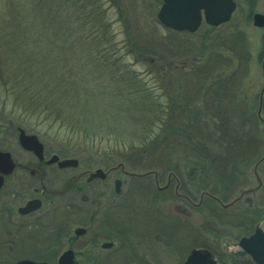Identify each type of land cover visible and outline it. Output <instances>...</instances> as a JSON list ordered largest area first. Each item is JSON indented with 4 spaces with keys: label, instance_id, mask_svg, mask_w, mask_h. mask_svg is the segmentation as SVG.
<instances>
[{
    "label": "rangeland",
    "instance_id": "obj_1",
    "mask_svg": "<svg viewBox=\"0 0 264 264\" xmlns=\"http://www.w3.org/2000/svg\"><path fill=\"white\" fill-rule=\"evenodd\" d=\"M91 1L94 4L90 6L88 5L90 1L87 0L79 2L76 0H28L24 6H19L17 0H0V71L2 74L0 76V148H7L12 152L17 151L15 127L21 126L27 132L35 133L46 148L55 150L62 156L76 157L86 163L94 161L104 165L123 163L125 171L131 174L121 176L123 184L120 198L125 202L123 213L133 220L131 226L134 230H132V238L135 249L140 259L146 264H180L191 248H197L200 245L212 251L220 261L231 263L230 260L234 257L233 261L237 260V264H247V257L238 255L241 248L237 241L241 236L252 232L254 226H259L264 231V160L258 166L262 183L254 193L245 194L229 209H220L215 202L207 198L203 199L201 208L193 209L174 197L175 194L173 195L171 191L155 193L152 177L136 178L134 175L154 171L162 175L159 178V185H164L166 175L171 171L179 177L181 191L190 198H194L195 201L201 191L211 189L215 191L216 194L213 193L215 196L220 197L224 202H229L237 195L239 189L257 185L252 172L253 163H246L239 167L236 172V181L231 182L230 187L228 185L224 187V184L211 177L208 187L201 189L184 179L187 178L185 170L188 169L175 166L176 163L182 164L185 161L186 152L159 149L155 153L157 155L164 153L161 157L155 156L151 160L137 159V163H124L121 157L117 156L118 152L113 151L112 157H108L109 160H107L99 154L100 150H95V147L83 149L72 141L63 139L59 123L52 126L53 130L49 129V134H46L45 124H38L37 120L29 121L30 117L26 119V122L22 121L13 113L11 108L14 103L12 99L7 100L6 91L9 86L8 81L14 77L9 73L21 74V64L32 52L30 47L39 46L37 48L40 50L38 58H43L44 55L49 58L53 54V57L61 60L60 64L64 65L62 70L67 76L76 72V64H80L79 58L84 61L90 59V50L92 44L94 45V40L103 38L102 41H109V37H111L110 42L114 43L118 56H123L125 64L130 65L132 70L144 76L148 86L153 90L157 89L159 95L164 91L168 93L171 91L170 95H177V91L193 95L204 84L202 76L197 77V74L194 75L188 69H166L164 74L167 75L160 80L157 77L159 73H156L155 69L151 70L145 62H135L140 59L138 56V58L133 56V59L131 57L130 59L129 54L125 55L126 52L122 49L124 30L129 29L133 33L135 44L138 43L139 46L155 44L153 46L156 50H151L149 55L156 59H159L158 54L162 52V47H158L160 42L172 47L169 59L173 65H179L184 58L195 59L198 64H202L206 59H216L214 66H217L218 71L224 70L222 74H232V87L239 89L240 96H244L246 104L256 105L257 108L263 84L264 27L255 26L252 17L257 12L264 14V0H256L253 5L248 0H237V7L228 23L217 27L202 25L195 32H179L163 26L156 17L161 0ZM102 12L106 14L107 20L97 21L96 18ZM78 24H81L82 29L77 27ZM104 26L108 27L109 34ZM76 28L81 30L75 32ZM69 44H72L74 48L70 54L67 52L66 56H63V48ZM79 46L81 48L77 53L76 48L78 49ZM126 49L129 50L127 47ZM203 52L205 53L202 57ZM167 80H170L175 89L171 88L168 91L163 86ZM3 81L7 82L6 86ZM180 86H182L181 90H179ZM205 99L215 105L218 102L212 89L206 91ZM159 100L165 99L161 97ZM263 102L264 91L261 107ZM222 103L226 104V99H223ZM263 113L264 111H261L262 116H264ZM29 122L33 123L36 129L31 127ZM253 132L260 140L256 145L260 157L264 153V125L260 123L259 127L253 128ZM181 169H184V175ZM154 199L157 201L156 213H162V215L159 216V223L155 225V235L150 240L151 226L147 225L150 224V204L154 202ZM207 207H212V209L209 210ZM213 211L216 214L215 225L209 223L210 219L213 220L211 217ZM245 215H249V220L243 217ZM183 217L188 220L185 224L187 227L175 225V222L181 224L180 220ZM203 223L204 228L198 227ZM247 224L252 225L247 228ZM198 233L200 237H197ZM20 249L16 254L8 256L4 264H12L28 254L21 247ZM4 259V254H0V261Z\"/></svg>",
    "mask_w": 264,
    "mask_h": 264
},
{
    "label": "trees",
    "instance_id": "obj_2",
    "mask_svg": "<svg viewBox=\"0 0 264 264\" xmlns=\"http://www.w3.org/2000/svg\"><path fill=\"white\" fill-rule=\"evenodd\" d=\"M27 1L17 0L19 6H24ZM87 1L90 6L94 4ZM102 19L107 20L104 12L96 18L97 21ZM104 27L108 33V27ZM76 29L78 32L82 27ZM132 34L129 29L124 30L122 49L125 55L129 54L132 59L138 56L140 59L135 62H145L151 70L155 69L160 80L167 75L164 74L166 69H188L197 77L202 76L204 84L193 95L186 94L183 89L178 92V87L177 95H170L169 90L175 87L167 80L163 86L170 93L164 91L159 95L157 89L148 86L144 76L125 64L123 56H118L114 43L110 42L111 37L109 41H102L103 38L94 40L90 59L79 58L76 72L67 76L61 60L53 54L49 58L46 55L38 58L39 46H33L20 65L21 74L9 73L14 77L8 81L6 98L14 103L13 113L24 122L30 117L29 121L45 124L46 134L59 123L63 139L83 149L95 147L107 160L113 151L118 152L117 156L124 163L161 157L164 153H155L159 149L186 152L185 161L175 165L188 169L185 170L186 182L203 189L214 177L224 187H230V183L236 181L239 167L259 158L256 145L260 140L253 132V128L261 123L256 115V105L245 103L239 89L232 87V74H222L224 70L218 71L214 66L216 59H206L198 64L195 59L184 58L179 65H173L169 59L172 47L160 42L158 47H162V52L156 59L149 55L151 50H156L155 44L139 46ZM73 48L72 44L64 46L63 56L67 52L70 54ZM80 48H76L77 53ZM3 83L6 86L7 82ZM208 89H212L218 101L216 105L205 99ZM223 99H226L224 105ZM261 111H264V102ZM29 123L36 129L33 123ZM184 169L180 170L182 174ZM209 192L216 194L211 189ZM248 216L243 217L249 220ZM250 225L247 224V228Z\"/></svg>",
    "mask_w": 264,
    "mask_h": 264
},
{
    "label": "flooded vegetation",
    "instance_id": "obj_3",
    "mask_svg": "<svg viewBox=\"0 0 264 264\" xmlns=\"http://www.w3.org/2000/svg\"><path fill=\"white\" fill-rule=\"evenodd\" d=\"M233 1L236 8L237 0ZM248 1L251 5L256 2ZM162 3L163 0L159 7ZM201 13L199 28L202 25L213 27L206 23L203 10ZM42 144L43 149L39 154L22 148L18 141L16 152L0 148L8 151L15 163L8 174H0V254L3 253L5 257L0 264H4L8 256L21 250L20 247L28 254L12 264L21 259L60 264L59 259L64 252L70 253V264H146L135 249L131 226L133 220L123 213L125 202L120 198L123 184L121 176L131 175L129 171H125L123 163H86L76 157L62 156L59 152L46 148L43 142ZM65 158H74L76 163L60 167L58 161ZM96 168L101 171L95 172ZM134 176L152 177L155 193L171 191L175 194L174 197L193 209L203 205L201 193L196 201L183 193L179 177L171 171L167 173L164 185H159L162 175L157 172ZM153 201L150 204V224L147 225L151 226L150 233L148 232L150 240L155 235V225L162 215L156 213L157 201ZM218 206L223 210L232 208ZM211 217L213 220L210 219L209 223L215 225L214 211ZM180 222L181 224L175 222V225L187 227L185 224L188 220L185 217ZM198 227L204 228V223ZM198 235L200 237V233ZM193 249L207 250L215 264H237V260L233 261L234 257L230 260L231 263L218 260L212 251L201 245L191 248L188 254ZM240 254L247 257V264H256L243 250L239 251Z\"/></svg>",
    "mask_w": 264,
    "mask_h": 264
},
{
    "label": "water",
    "instance_id": "obj_4",
    "mask_svg": "<svg viewBox=\"0 0 264 264\" xmlns=\"http://www.w3.org/2000/svg\"><path fill=\"white\" fill-rule=\"evenodd\" d=\"M234 8L235 2L233 0H163L161 7L157 11L156 17L158 21L165 27L178 31L187 30L193 32L200 24L201 10H203L204 19L209 25H218L230 19V15ZM252 19L255 26L264 27V14L254 13ZM262 72L263 84L259 94V103L256 115L258 119L264 124V119L260 114L262 94L264 91V64H262ZM16 130L17 141L22 148L32 150L38 154L42 151L43 144L38 139L36 134L26 132V130L21 126H16ZM263 160L264 153L252 166V172L257 181V185L247 189H239L237 195L229 202L223 203L218 197L206 191L201 192L200 197L207 195L216 200L221 206H232L235 202L241 200L245 194L254 193L255 190L259 189L262 180L257 171V167ZM75 163L76 159L74 158H65L58 161L60 167ZM14 165L15 163L12 160L10 153L0 149V174H8ZM99 171H101L100 168L95 169V172ZM149 173H151V171L139 175L141 176ZM1 179L2 178L0 177V183ZM238 245L244 252L251 256L252 260L256 264H264V231L259 226H256L250 235L241 237L238 240ZM59 262L60 264H70V253L64 252L60 256ZM15 264L45 263L35 262L29 259H21ZM182 264H215V261L212 259L210 253L207 250L193 249L184 259Z\"/></svg>",
    "mask_w": 264,
    "mask_h": 264
}]
</instances>
